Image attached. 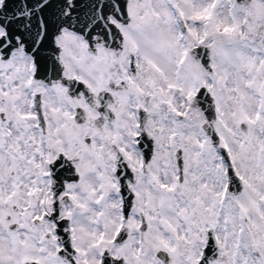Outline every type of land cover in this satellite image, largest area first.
Segmentation results:
<instances>
[{
    "label": "snow or ice",
    "instance_id": "obj_1",
    "mask_svg": "<svg viewBox=\"0 0 264 264\" xmlns=\"http://www.w3.org/2000/svg\"><path fill=\"white\" fill-rule=\"evenodd\" d=\"M0 264H264V0H0Z\"/></svg>",
    "mask_w": 264,
    "mask_h": 264
}]
</instances>
